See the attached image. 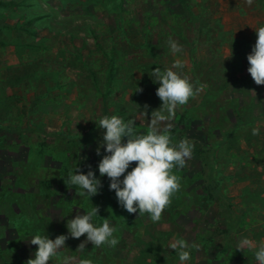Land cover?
I'll return each instance as SVG.
<instances>
[{
  "label": "rangeland",
  "instance_id": "obj_1",
  "mask_svg": "<svg viewBox=\"0 0 264 264\" xmlns=\"http://www.w3.org/2000/svg\"><path fill=\"white\" fill-rule=\"evenodd\" d=\"M210 1L217 3L212 7L221 27L208 50L201 47L191 55L189 41L168 29L178 0H0V256L5 264H25L37 248L28 241L32 235L67 234V220L92 206L99 208L97 224L110 218L116 226L114 235L123 242L112 252L129 264L139 263L142 242L161 234L169 250L176 239L199 245L187 264H248L237 253L253 251L236 250L238 240H264V85H256L247 72L255 29L264 25V0ZM192 35L189 31V40ZM169 37L183 46L182 53H171ZM177 58L201 91L171 121L161 122V129L170 124L169 135L195 136L208 149L216 147L213 158L202 161L192 153L184 168L173 169L181 188L155 223L147 213L124 211L107 177L91 200L76 195L64 182L67 173L79 161L84 172L91 165L99 178L101 138L76 147L30 128L83 138L102 116L117 115L136 118L137 132H147L151 112L162 103L148 74ZM205 91L208 99L202 97ZM145 104L147 117L140 115ZM9 126L23 132L11 133ZM253 128L258 135H252ZM213 166L218 190L231 198L233 212L216 223L219 205L207 193ZM84 239L69 238L49 264H62L65 255L72 257L69 264L81 259L98 264L94 253L83 256L90 243L77 251ZM250 264H256L254 257Z\"/></svg>",
  "mask_w": 264,
  "mask_h": 264
},
{
  "label": "clouds",
  "instance_id": "obj_2",
  "mask_svg": "<svg viewBox=\"0 0 264 264\" xmlns=\"http://www.w3.org/2000/svg\"><path fill=\"white\" fill-rule=\"evenodd\" d=\"M255 34V44L247 55V72L254 83L260 86L264 85V25L257 27ZM167 44L174 56L183 52V46L172 37L168 38ZM183 67L184 62L177 58L170 67H155L148 74L152 82L158 85L156 96L162 102L159 109L151 112L148 120L149 131L137 132L136 118L104 115L95 121L102 130L96 149V155L101 156L97 165L99 178L91 165H87L88 170L84 172L79 161H76L64 180L69 189L74 188L76 195L91 200L102 187L101 178L107 177L109 190L114 191L117 202L124 211L129 214L138 213V216L147 213L154 223L161 220L163 211L181 188L180 180L173 169L184 168L186 160L191 158L194 150V143L189 139L172 142L169 135L170 124L161 129V122L171 121L176 110L201 91L181 71ZM149 108L145 104L140 115L147 117ZM258 134L259 129L253 128L252 135ZM98 213L99 208L95 206L86 212H77L72 219L67 220V234L58 235L54 239L48 234L32 235L28 241L37 248L33 258H29L25 264H49L67 248L66 241L69 238L85 237L77 251L85 249L89 243L97 248L117 246L119 238L114 235L116 226L110 218H102V223L97 224L94 218L99 216ZM169 248L174 250L180 264H187L191 260L193 250L199 251L197 243H188L183 239L174 240ZM244 249L253 251L256 264H264V240L255 241L242 237L236 244V250ZM71 259L72 257L65 255L62 264H69ZM79 264H92V261L81 259Z\"/></svg>",
  "mask_w": 264,
  "mask_h": 264
},
{
  "label": "trees",
  "instance_id": "obj_3",
  "mask_svg": "<svg viewBox=\"0 0 264 264\" xmlns=\"http://www.w3.org/2000/svg\"><path fill=\"white\" fill-rule=\"evenodd\" d=\"M179 2V10L175 12V14H172L169 17L170 23L168 29L171 31L170 34H177L178 38L181 40L189 41L186 42L187 45L191 47L190 54H194L195 52L199 51V49L202 47H206L207 50L210 48V42L214 40V34L217 31V28L221 27L220 20L216 17V11L217 3H211L210 0H178ZM209 8V9H208ZM165 17V16H164ZM163 31H165L163 29ZM190 31L193 35L190 36L191 40H189L187 34ZM164 32L161 34V36L164 37ZM169 35V34H168ZM147 38H151V34H146ZM166 38V37H164ZM191 41V42H190ZM151 45V44H150ZM152 46V45H151ZM205 49V48H204ZM194 65L200 64L198 62L197 64L193 63ZM193 65V66H194ZM195 67V66H194ZM211 69L209 68V71ZM113 76L110 72V75L108 76L107 84L109 85ZM210 84V81L205 83ZM217 85L213 81V85ZM204 94V93H203ZM107 95L103 94V99L106 100ZM205 99L209 97V92L205 91V94L202 95ZM203 101H201V104ZM248 123V120L245 122ZM6 129L11 133L19 134L20 132H23L22 129H16L12 127H6ZM29 132L31 133H37L42 136H52L58 140L62 141H72V144L74 146H83L88 140H94L102 137V130H100L98 127H90L85 134V137L83 138H76V139H68L63 134L60 133H51L49 134L45 130L41 128H30ZM171 140L173 143L179 142L181 139H189L194 143V150L193 154L200 158V160L207 159L208 157L213 158V151L216 149V147L213 149H208L206 144L201 141L198 137H188L186 135H178L175 133V131H172L170 134ZM210 150V151H209ZM203 164L205 165L206 162L204 161ZM216 167H211L210 173L207 175V193L209 195H212L218 202L219 205V212L217 214V218L214 219V222L216 223L220 217H226L228 214L233 215L232 208H231V198L224 197L221 192L218 190L217 187V181H216ZM232 220V219H231ZM231 220H229L228 225L229 228L231 227V223H233ZM231 222V223H230ZM225 232V231H224ZM229 235V234H228ZM164 236L159 235L158 237H153V241L148 242H142V245L139 247V263L138 264H178L179 260L177 256L174 253V250H169L165 246V242L162 241ZM227 237V236H226ZM212 239H208V244L212 243ZM123 242V239H119V243L117 246L120 245V243ZM228 243V244H227ZM224 244L226 248H229L231 243L227 241ZM115 247H108V246H102V247H90L89 249H85L83 252L84 255H90L89 253H94L93 260L98 264H129L127 262H124L121 259H116L114 257V254L112 252ZM244 255L247 259L248 264L251 263V260L253 259L254 255H251L249 253H237ZM0 264H5L3 261V258L0 256Z\"/></svg>",
  "mask_w": 264,
  "mask_h": 264
}]
</instances>
